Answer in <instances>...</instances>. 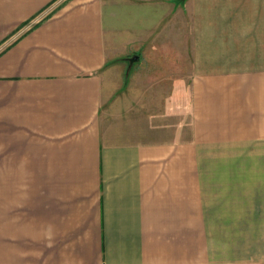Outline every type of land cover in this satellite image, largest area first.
Segmentation results:
<instances>
[{
	"label": "crops",
	"instance_id": "crops-1",
	"mask_svg": "<svg viewBox=\"0 0 264 264\" xmlns=\"http://www.w3.org/2000/svg\"><path fill=\"white\" fill-rule=\"evenodd\" d=\"M115 13L0 0L5 264H264V0H118L119 36L168 55L149 112L105 110Z\"/></svg>",
	"mask_w": 264,
	"mask_h": 264
},
{
	"label": "rangeland",
	"instance_id": "rangeland-1",
	"mask_svg": "<svg viewBox=\"0 0 264 264\" xmlns=\"http://www.w3.org/2000/svg\"><path fill=\"white\" fill-rule=\"evenodd\" d=\"M116 7V13L112 15L111 22H107L106 29V53L107 69L103 73L104 80V102L110 98V107L105 106V110L113 111L114 105H118L122 95L138 96V101L144 99L146 106L143 112L165 104V97L170 93L172 87L168 83L165 74V65L168 63V55H157L149 53H139L141 42H136L134 34L127 33L120 37L118 30V0H111ZM113 7V6H112ZM130 35V36H129ZM143 45H147V38H141ZM158 69V70H157ZM163 69V70H162ZM165 72L162 75V71ZM159 76L154 75L157 73ZM163 76V77H162ZM161 79L162 84L151 85L149 79ZM171 78V77H170ZM154 81V80H153ZM164 108V107H163ZM4 248L0 246V264H5L6 259L2 253Z\"/></svg>",
	"mask_w": 264,
	"mask_h": 264
}]
</instances>
